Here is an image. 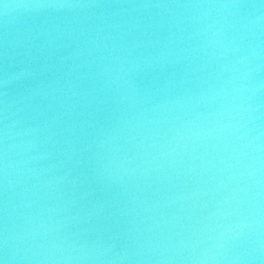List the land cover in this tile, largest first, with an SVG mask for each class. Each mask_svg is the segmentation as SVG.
<instances>
[{"label": "water", "instance_id": "water-1", "mask_svg": "<svg viewBox=\"0 0 264 264\" xmlns=\"http://www.w3.org/2000/svg\"><path fill=\"white\" fill-rule=\"evenodd\" d=\"M0 264H264V0H0Z\"/></svg>", "mask_w": 264, "mask_h": 264}]
</instances>
